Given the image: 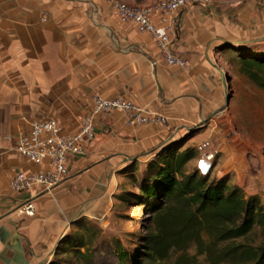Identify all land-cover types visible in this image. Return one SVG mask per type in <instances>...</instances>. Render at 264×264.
Listing matches in <instances>:
<instances>
[{"label":"crops","instance_id":"0c3cea01","mask_svg":"<svg viewBox=\"0 0 264 264\" xmlns=\"http://www.w3.org/2000/svg\"><path fill=\"white\" fill-rule=\"evenodd\" d=\"M113 1L0 0V264H15L18 249L26 264H45L75 223L114 218L124 206L118 195L129 190L124 171L155 158L169 139L224 106L222 74L231 86L254 87L238 67L230 69L234 47L264 50V0H211L172 13L170 49L186 60L184 70L167 66L152 38L120 23ZM95 94L128 99L166 123L135 126L120 113L97 116L94 139L85 154L69 159L61 184L12 191L16 172L40 169L17 153L20 133L50 118L75 133ZM234 143L223 144L216 177L255 175L264 183V153L241 162L242 148ZM189 164L195 168L196 159ZM27 202L34 215L19 216L16 210Z\"/></svg>","mask_w":264,"mask_h":264},{"label":"trees","instance_id":"16d2710c","mask_svg":"<svg viewBox=\"0 0 264 264\" xmlns=\"http://www.w3.org/2000/svg\"><path fill=\"white\" fill-rule=\"evenodd\" d=\"M233 49L239 73L264 91V50ZM178 148V142L166 145L147 165L140 191L151 229L143 238L142 258L135 257L133 263L164 261L175 252L181 254L175 264H191L186 255L193 245L196 255H206L208 264H264V241L257 246L247 242L256 228L264 231L260 199L245 197L239 187L229 186L227 176L209 180L197 170L186 173L185 166L196 153ZM87 251L76 253L92 264ZM115 257L116 264H125L128 254L120 250ZM48 264L60 263L52 260Z\"/></svg>","mask_w":264,"mask_h":264},{"label":"rangeland","instance_id":"374dc122","mask_svg":"<svg viewBox=\"0 0 264 264\" xmlns=\"http://www.w3.org/2000/svg\"><path fill=\"white\" fill-rule=\"evenodd\" d=\"M114 1L139 5L148 0ZM228 55H233V53H228ZM237 67V62H235L230 71L236 70ZM228 86L227 93L231 95L230 100L234 98L231 106L229 105L223 112L212 116L209 121L200 122L167 141V143L178 142V151L188 148L195 150L194 159H196L199 156L196 149L197 145L201 141L209 140L211 149L217 152L213 168L208 174L209 180L218 179L216 172H214V164H219V158L225 152L222 149L223 144L230 145L232 140L235 141L234 144L237 148H242L241 162L247 156L251 157L255 153H264V91L255 86L253 88L257 90L247 88L246 83L239 82H235L232 86L228 83ZM234 86L236 90L233 92ZM153 159L145 164L136 163L124 171L129 190L118 195V200L124 206L116 211L114 218H110L109 222L103 224L90 221L75 223L76 225L71 226L66 234L59 239L45 264L52 260H56L60 264H89L85 263L84 259L76 253H83L86 250L89 251H87V255L92 257V264H116L115 255L120 250H124L128 254L125 264H134L133 259L135 257L139 261L142 258L143 238L151 229V220L147 208L145 205H141L145 200L140 191V185L147 176V165ZM190 166V164L188 167L185 166L186 173L195 170ZM226 176L229 186L239 187L245 197L257 196L264 207V183L258 181L255 175L242 176L231 173ZM263 241L264 231L259 228H256L247 239V242L253 246H257ZM196 253V247L193 245L187 250L186 256H188L191 264H208L205 254L196 255ZM180 256V253L172 252L164 261L146 264H175Z\"/></svg>","mask_w":264,"mask_h":264},{"label":"built area","instance_id":"2783aa9c","mask_svg":"<svg viewBox=\"0 0 264 264\" xmlns=\"http://www.w3.org/2000/svg\"><path fill=\"white\" fill-rule=\"evenodd\" d=\"M211 0H155L150 6L112 2L114 15L120 23L132 24L140 34L147 35L160 49L164 63L169 67L186 69L188 63L172 53L170 46L175 34L172 13L191 6H206ZM112 112L123 114L128 123L135 126L164 125L166 119L158 114L143 110L132 101L122 98H105L95 94L91 98V109L80 122L75 133L64 132L58 121L50 118L31 122L27 132H21L16 146L17 153L28 162L40 167L34 173L16 172L9 181L12 191L20 193L40 189L49 191L61 184L69 174V159L85 154L95 136V118ZM209 140L197 145L195 170L207 176L213 168L217 155ZM206 165L201 168V162ZM19 216L32 217L34 207L27 202L16 210Z\"/></svg>","mask_w":264,"mask_h":264},{"label":"water","instance_id":"95a60500","mask_svg":"<svg viewBox=\"0 0 264 264\" xmlns=\"http://www.w3.org/2000/svg\"><path fill=\"white\" fill-rule=\"evenodd\" d=\"M222 76H223L222 77L223 86H224V90H225V104H224V106L222 108H220L218 111H216L214 114H212V116H214V115H216V114H218L220 112H223L227 108V106L229 104V101H230V98H231V95L227 93L228 88H229L228 83H229L230 79L225 74H222ZM212 116H210L209 118L203 120L202 122L209 121ZM18 252H19L20 255L17 254V258L15 259V264H26L25 262H23L24 257L22 256L21 249H18Z\"/></svg>","mask_w":264,"mask_h":264},{"label":"snow or ice","instance_id":"6c2138e0","mask_svg":"<svg viewBox=\"0 0 264 264\" xmlns=\"http://www.w3.org/2000/svg\"><path fill=\"white\" fill-rule=\"evenodd\" d=\"M201 168H202V169H205V168H206V165L204 164L203 161L201 162Z\"/></svg>","mask_w":264,"mask_h":264}]
</instances>
